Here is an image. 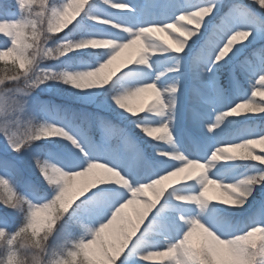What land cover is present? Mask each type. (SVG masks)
Segmentation results:
<instances>
[{
    "label": "snow or ice",
    "instance_id": "1",
    "mask_svg": "<svg viewBox=\"0 0 264 264\" xmlns=\"http://www.w3.org/2000/svg\"><path fill=\"white\" fill-rule=\"evenodd\" d=\"M13 7L0 6V62L16 70L0 77L4 264H21L24 232L47 238L51 264H264V239H251L264 233V0ZM138 42L134 60L110 68ZM148 90L155 98L135 107ZM198 231L207 242L190 244Z\"/></svg>",
    "mask_w": 264,
    "mask_h": 264
},
{
    "label": "rangeland",
    "instance_id": "2",
    "mask_svg": "<svg viewBox=\"0 0 264 264\" xmlns=\"http://www.w3.org/2000/svg\"><path fill=\"white\" fill-rule=\"evenodd\" d=\"M13 2H14V0H0V6H7L8 5L7 8L9 9V15H11V14H14L15 13V8L13 7ZM141 2L142 3L151 4L153 2V0H141ZM158 2H163V0H158ZM165 34H166V37L164 39H167V40H169V42H172V39L173 38L167 32H165ZM157 36L162 37L163 35H159V33H158ZM261 46H264V41L257 42V47H261ZM1 63L3 64V62H1ZM121 64H122L121 61H117L116 60V61H114L113 65L110 66V68L116 69L117 72H118L121 69H123V67H124V66H121ZM223 82H224V78H222V83ZM259 91L264 92V89H260ZM61 96H62L63 99L60 98ZM42 98L49 99V100H51L52 102H54L55 104H58V105H61V101L60 100H64L65 101L66 98H68V99L71 98V100L74 101V105H73L72 108L73 109L75 107L77 108V109L75 108V110H81V109H83L84 111H88V112H91L92 113V112L98 111V109H99L94 104H85V103H82L80 101H77V100L73 99L72 97H70V96H68L66 94H61V93H44ZM261 99H264V96H258V97L255 98V100L257 102L259 100H261ZM132 103H133V105L135 107H140V106L146 105L145 102H143V101H138L137 103H134V100H133ZM63 104H67V103H63ZM253 106H255V104ZM254 115H259V114L256 113ZM121 123H123L125 125L127 124L126 121L121 122ZM260 123H261L260 121H256L254 123V126L255 127H259L260 126ZM249 124L251 125L252 122H249ZM92 126H94V128H96L97 133H98L97 137H94V138L97 139V140H99L100 137H101V135H102V131H101V129L95 123H93ZM110 142L113 145H116V144L120 143V141L117 138H115V137H112L111 140H110ZM236 171H237V173L240 174L238 176V178H243V175L245 173H241L239 171V169H237ZM175 179H176L175 177L169 178V180L164 181V184L165 185L172 184L173 186H175L174 185ZM212 187L213 188H211V190H210L211 192H209V195L211 197H213L214 199H218V200L219 199H226L227 198V193L224 192L223 189H220L218 186H217V188H215L216 186H212ZM149 193L152 196L154 195V193L152 192L151 189L146 190V193H144L143 195L149 194ZM162 260H163V258H161V257H155V258H153V261L151 262V264H162Z\"/></svg>",
    "mask_w": 264,
    "mask_h": 264
},
{
    "label": "clouds",
    "instance_id": "3",
    "mask_svg": "<svg viewBox=\"0 0 264 264\" xmlns=\"http://www.w3.org/2000/svg\"><path fill=\"white\" fill-rule=\"evenodd\" d=\"M3 28L0 27V31ZM15 69L11 66H0V77H2L5 72L9 74L15 73ZM22 86V85H21ZM207 235L198 231L195 236L189 239L190 244H195L197 242H207ZM253 241L264 239V233L254 232L251 236ZM42 245L37 246L34 241L32 234L30 232H24L21 238L18 241V249L20 252L21 264H51V261L55 259L56 250L47 246V238H41ZM6 253V249L0 245V264H4V255Z\"/></svg>",
    "mask_w": 264,
    "mask_h": 264
},
{
    "label": "bare ground",
    "instance_id": "4",
    "mask_svg": "<svg viewBox=\"0 0 264 264\" xmlns=\"http://www.w3.org/2000/svg\"><path fill=\"white\" fill-rule=\"evenodd\" d=\"M159 35H163L162 37L165 38L166 37V34L165 32H158ZM157 33V34H158ZM139 43L137 45H134L132 48H129V49H125L122 51L121 55L117 58V61H121L122 64L121 66H125V62L128 61L129 59H135L136 58V55H135V52H136V49L139 47ZM155 96H154V92L152 90H148L144 93H142L139 97L135 98L134 99V103H137L138 101H143L146 103L150 102L152 99H154ZM83 178H78V181L79 180H82ZM211 188H213L212 186H210L209 188V192H211ZM217 188V186L215 187ZM145 196L147 197H152V195L149 193V194H145ZM126 211L128 212L129 215L131 216H135V206H129L128 209H126Z\"/></svg>",
    "mask_w": 264,
    "mask_h": 264
},
{
    "label": "trees",
    "instance_id": "5",
    "mask_svg": "<svg viewBox=\"0 0 264 264\" xmlns=\"http://www.w3.org/2000/svg\"><path fill=\"white\" fill-rule=\"evenodd\" d=\"M8 6V5H7ZM3 64L0 62V66H2ZM61 99H63L62 98V96L60 97ZM70 100H71V98H70ZM62 102L64 101V100H61ZM65 101H69V99L68 98H66L65 99ZM105 113H107V115H105ZM95 114V113H94ZM100 114H103L104 116L103 117H107V118H109V119H115V114H111V112H108V111H105V110H103V112H101ZM108 114H111V115H109L108 116ZM241 172H244V170L243 169H239ZM246 174V173H245Z\"/></svg>",
    "mask_w": 264,
    "mask_h": 264
}]
</instances>
